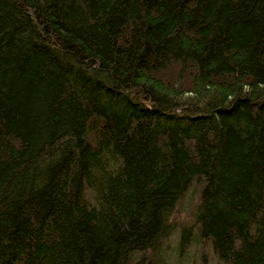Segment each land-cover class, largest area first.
<instances>
[{"label":"trees","instance_id":"1","mask_svg":"<svg viewBox=\"0 0 264 264\" xmlns=\"http://www.w3.org/2000/svg\"><path fill=\"white\" fill-rule=\"evenodd\" d=\"M195 184L264 264V0H0V264H165Z\"/></svg>","mask_w":264,"mask_h":264},{"label":"rangeland","instance_id":"2","mask_svg":"<svg viewBox=\"0 0 264 264\" xmlns=\"http://www.w3.org/2000/svg\"><path fill=\"white\" fill-rule=\"evenodd\" d=\"M200 185H193L186 195L176 204L170 221L173 225L172 235L162 247L159 254L165 264H217L211 246L207 242L191 239L189 249L180 251L178 242L183 228H191L196 233V209L200 200Z\"/></svg>","mask_w":264,"mask_h":264}]
</instances>
